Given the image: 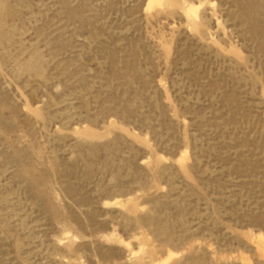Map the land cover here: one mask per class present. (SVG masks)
I'll use <instances>...</instances> for the list:
<instances>
[{
    "label": "rangeland",
    "instance_id": "1",
    "mask_svg": "<svg viewBox=\"0 0 264 264\" xmlns=\"http://www.w3.org/2000/svg\"><path fill=\"white\" fill-rule=\"evenodd\" d=\"M0 264H264V0H0Z\"/></svg>",
    "mask_w": 264,
    "mask_h": 264
},
{
    "label": "bare ground",
    "instance_id": "2",
    "mask_svg": "<svg viewBox=\"0 0 264 264\" xmlns=\"http://www.w3.org/2000/svg\"><path fill=\"white\" fill-rule=\"evenodd\" d=\"M154 1L159 2L160 0H149V3H152ZM163 1H167V2L169 1L170 2V0H163ZM185 12L190 13V14H194L195 13L194 7H192L191 5L186 6Z\"/></svg>",
    "mask_w": 264,
    "mask_h": 264
}]
</instances>
